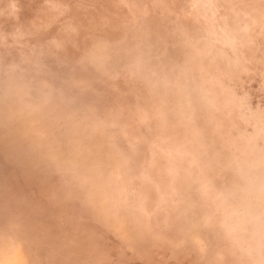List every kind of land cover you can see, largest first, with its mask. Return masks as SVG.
I'll use <instances>...</instances> for the list:
<instances>
[{
    "label": "rangeland",
    "instance_id": "374dc122",
    "mask_svg": "<svg viewBox=\"0 0 264 264\" xmlns=\"http://www.w3.org/2000/svg\"><path fill=\"white\" fill-rule=\"evenodd\" d=\"M0 264H264V0H0Z\"/></svg>",
    "mask_w": 264,
    "mask_h": 264
},
{
    "label": "bare ground",
    "instance_id": "6f19581e",
    "mask_svg": "<svg viewBox=\"0 0 264 264\" xmlns=\"http://www.w3.org/2000/svg\"><path fill=\"white\" fill-rule=\"evenodd\" d=\"M39 9V8H38ZM40 15V14H39ZM43 15V14H42ZM125 34V33H124ZM94 46V45H93ZM128 63V62H127ZM124 64V63H123ZM141 68V67H140Z\"/></svg>",
    "mask_w": 264,
    "mask_h": 264
}]
</instances>
